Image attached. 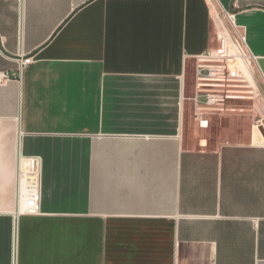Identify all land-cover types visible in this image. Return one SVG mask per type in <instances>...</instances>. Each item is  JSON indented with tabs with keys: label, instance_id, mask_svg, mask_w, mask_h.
I'll use <instances>...</instances> for the list:
<instances>
[{
	"label": "crops",
	"instance_id": "0c3cea01",
	"mask_svg": "<svg viewBox=\"0 0 264 264\" xmlns=\"http://www.w3.org/2000/svg\"><path fill=\"white\" fill-rule=\"evenodd\" d=\"M225 30L264 82V0H0V264H264L258 113L191 100Z\"/></svg>",
	"mask_w": 264,
	"mask_h": 264
},
{
	"label": "built area",
	"instance_id": "2783aa9c",
	"mask_svg": "<svg viewBox=\"0 0 264 264\" xmlns=\"http://www.w3.org/2000/svg\"><path fill=\"white\" fill-rule=\"evenodd\" d=\"M225 31L218 37L215 51H207L195 58L191 100L198 111L196 120L201 129L210 126L204 113L241 112L247 110L242 102L259 97L254 81L255 58L245 51L243 35ZM31 62V58H21L14 78L20 79L23 69ZM11 78L7 73H0V83ZM40 208L38 162L35 159L22 160L18 174L17 214L36 216L40 214Z\"/></svg>",
	"mask_w": 264,
	"mask_h": 264
},
{
	"label": "rangeland",
	"instance_id": "374dc122",
	"mask_svg": "<svg viewBox=\"0 0 264 264\" xmlns=\"http://www.w3.org/2000/svg\"><path fill=\"white\" fill-rule=\"evenodd\" d=\"M221 21L224 23V25L230 29V23L228 22V19L226 20L224 13L221 14ZM254 81L257 86V94L259 97L253 101H244L242 102L243 108L247 110H254L258 113L259 116V131L264 134V82L259 73L257 72L256 68L254 71ZM189 97H192V92H188ZM262 115V117H261Z\"/></svg>",
	"mask_w": 264,
	"mask_h": 264
}]
</instances>
